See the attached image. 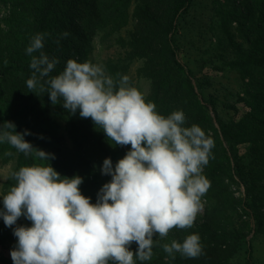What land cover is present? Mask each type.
Segmentation results:
<instances>
[{
  "label": "clouds",
  "instance_id": "obj_1",
  "mask_svg": "<svg viewBox=\"0 0 264 264\" xmlns=\"http://www.w3.org/2000/svg\"><path fill=\"white\" fill-rule=\"evenodd\" d=\"M46 35L36 33L25 48L30 57L31 75L25 81L29 92L39 89L53 106L59 102L66 112L89 118L110 146L129 147L115 164L103 159L99 171L110 180L92 203L79 190L82 177H61L48 163L54 155L25 141L27 130L16 132L8 121L0 124V144L47 162L13 171L14 184L0 195V220L12 228L16 240L9 252L12 264L148 261L154 234L160 239L173 227H192L209 187L202 171L213 140L198 125L184 126L182 110L167 116L157 113L154 103L130 86L126 75L113 80L98 64L68 59L58 74L50 76L59 61L42 51ZM21 216L30 226H15ZM133 242L135 254L130 250ZM162 248L172 258L175 253L185 258L202 254L196 233Z\"/></svg>",
  "mask_w": 264,
  "mask_h": 264
},
{
  "label": "rangeland",
  "instance_id": "obj_2",
  "mask_svg": "<svg viewBox=\"0 0 264 264\" xmlns=\"http://www.w3.org/2000/svg\"><path fill=\"white\" fill-rule=\"evenodd\" d=\"M80 1L74 9L82 15L88 14ZM109 1L106 0V5ZM173 2L127 0L126 15L120 27L110 24L98 26L80 20L83 31L81 38L75 39L79 52L73 60L98 64L113 80L122 74V69L125 70L123 75L128 77L129 85L137 88L146 101L154 103L157 113L167 116L182 110L184 126L198 125L213 140L211 157L202 171L209 187L201 197V209L196 218H202L209 212L215 228L225 230L231 240L236 236L250 240L256 264H264V134L259 133L258 136L250 125L249 118L252 117L243 119L250 113L264 120V0H193L189 12L178 22L176 35L180 60L195 77L192 80L194 95L179 93L184 102L175 101L174 81L162 31L171 15ZM255 5L257 9H253ZM2 6L0 4V9ZM147 9L156 23L143 19L145 23H152L151 28H146L143 33L148 37H140V17ZM201 98L210 104L207 118L211 119L212 128L198 118L197 115L204 113L196 112L192 105V101L198 102ZM217 119L228 124L240 121L247 134L240 141L250 139L255 143L240 142L228 148L237 151L255 173L254 186L248 198L254 203L258 219L255 232L250 230L247 214L238 207L244 196L243 188L235 183L230 172L205 174L207 166L211 168L219 162L222 143L212 130L218 129ZM256 125L264 131V125ZM52 131L56 140H50L51 144L61 152L73 154V144L64 123L55 119ZM5 155L3 150L0 153V195L14 184L11 173L16 168L15 156L3 160ZM34 164L42 165L39 162ZM220 184L224 186L222 194L219 192ZM216 194L218 198L221 195L223 208L214 212L220 203V199L215 198ZM21 225L30 226V222L21 216L15 226ZM170 231L174 233L175 227ZM165 238L172 241L169 235ZM15 242L12 228L5 227L0 220V255L7 264H12V261L9 249L4 248L6 251H3V247L15 245ZM225 264H244L243 250L238 249Z\"/></svg>",
  "mask_w": 264,
  "mask_h": 264
},
{
  "label": "trees",
  "instance_id": "obj_3",
  "mask_svg": "<svg viewBox=\"0 0 264 264\" xmlns=\"http://www.w3.org/2000/svg\"><path fill=\"white\" fill-rule=\"evenodd\" d=\"M79 0H0L2 4V15L0 14V124L5 121L15 125L16 132L27 130L30 134L25 136V141L29 142L36 150H42L54 155L48 163L59 173L61 177L71 178L78 175L83 178L79 186L81 194L90 197V202L96 201V193L99 188L110 180L109 176L101 175L99 168L103 159L110 158L112 163L122 158L129 146H110L111 141H106L104 133L95 128L89 118H80L78 112L70 114L60 105L53 106L47 93L36 89L29 92L25 85L26 79L31 75L29 69L30 57L25 54L29 39L36 33H46L43 40L42 51L50 58L55 57L59 63L49 74L54 76L64 67L68 59H73L79 48L75 39L81 38L83 29L79 21L89 24L95 23L98 26L110 24L120 27L126 15L127 0H111L106 5V0H81L79 3L88 10L86 13H78L75 5ZM193 0H174L171 8V15L163 25L164 41L166 45V57L170 65L175 89V101L182 102L183 97L179 93L194 95V85L192 80L194 74L180 60V47L176 40L178 22L189 12ZM257 9V6H253ZM147 19L155 22L150 10L143 11L139 22L140 37L144 36V30L151 28V23L142 20ZM156 23V22H155ZM116 27V28H117ZM67 36H62V33ZM152 35V34H151ZM148 37V36H144ZM38 55V53H33ZM126 71L122 69V74ZM42 83V81H41ZM186 98H184L185 100ZM184 102V101H183ZM197 115L204 123L212 128L211 119L207 118L209 103L201 98L198 102L192 101ZM204 116V117H203ZM250 121L256 133L264 134L261 127L256 123L264 125V120L256 115L247 113L243 119ZM55 119L61 120L70 136L73 144V154L61 152L51 144L50 140H56L52 131ZM218 129H212L215 135L220 138L219 162L211 168L207 166L205 174L209 175L216 171L227 172L235 179V183L243 188V199L238 203L240 210L247 214L250 230L255 232L257 228V215L254 210V203L248 198L254 186L253 169L244 162L237 151H230L229 146L237 145L240 142L255 144L250 139L244 140L247 134L240 125L241 122L228 124L217 119ZM6 152L3 160H10L15 156L16 168L21 166H31L39 162L42 165L46 161H40L33 155L25 157L23 153L17 152L7 143L0 144V153ZM221 160V161H220ZM95 165V169L94 166ZM219 192H224L223 184H220ZM215 198L220 199L218 208L214 212L223 208L221 195ZM209 212L202 218L197 217L192 227L177 229L174 233L169 230L168 235L172 240L181 242L187 235L196 233L199 235L202 246V254L196 258H185L179 253L170 257L163 251L162 245L170 243L166 238H156L154 234V244L152 246V256L148 261L136 264H225L232 258L238 249L243 250L244 264H256L253 257V247L250 240L236 236L231 240V236L221 228H215V221ZM232 241V243H231ZM136 244L130 245V250L135 254ZM135 259V257H134Z\"/></svg>",
  "mask_w": 264,
  "mask_h": 264
},
{
  "label": "crops",
  "instance_id": "obj_4",
  "mask_svg": "<svg viewBox=\"0 0 264 264\" xmlns=\"http://www.w3.org/2000/svg\"><path fill=\"white\" fill-rule=\"evenodd\" d=\"M14 247V244L13 245H8V247H7V245H5V247H3V249L4 248H8L9 249V252H10V250L12 249ZM3 251H6L5 249L3 250ZM8 251V250H7ZM9 259V258H8ZM0 264H7V262H6V260L0 255Z\"/></svg>",
  "mask_w": 264,
  "mask_h": 264
}]
</instances>
